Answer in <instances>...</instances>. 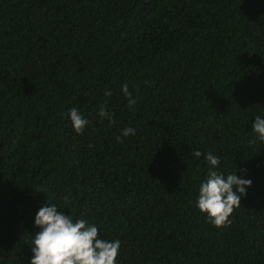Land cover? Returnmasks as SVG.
<instances>
[{
    "label": "trees",
    "instance_id": "trees-1",
    "mask_svg": "<svg viewBox=\"0 0 264 264\" xmlns=\"http://www.w3.org/2000/svg\"><path fill=\"white\" fill-rule=\"evenodd\" d=\"M258 115L264 0H0V264H30L44 203L119 239L116 264H264ZM194 151L252 181L229 226L196 206Z\"/></svg>",
    "mask_w": 264,
    "mask_h": 264
},
{
    "label": "clouds",
    "instance_id": "clouds-1",
    "mask_svg": "<svg viewBox=\"0 0 264 264\" xmlns=\"http://www.w3.org/2000/svg\"><path fill=\"white\" fill-rule=\"evenodd\" d=\"M122 92L128 106H135L137 100L133 98L127 84L122 85ZM105 95L110 96L111 91ZM99 116L111 122L112 113L104 106H101ZM69 117L78 134L89 124L75 107L70 109ZM252 128L258 140L264 142V117L256 116ZM122 134L134 135L135 128L127 127L122 130ZM116 139L119 141L121 137L117 136ZM201 155H204L210 167L206 180L200 184L196 206L217 228L229 226L232 223L231 215L241 206V197L247 194L246 188L251 186L252 181L242 179L235 173L225 175L218 171L220 159L212 153H192L196 158ZM58 209L55 204L44 203L36 213L34 223L40 231L33 234L30 264H116L121 247L119 239H103L95 224L83 218L74 220L71 214L66 215Z\"/></svg>",
    "mask_w": 264,
    "mask_h": 264
}]
</instances>
